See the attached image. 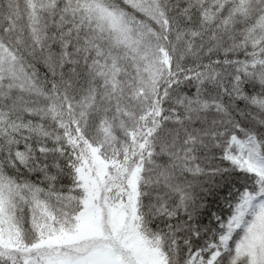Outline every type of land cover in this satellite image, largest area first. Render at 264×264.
<instances>
[{
  "label": "snow or ice",
  "instance_id": "obj_1",
  "mask_svg": "<svg viewBox=\"0 0 264 264\" xmlns=\"http://www.w3.org/2000/svg\"><path fill=\"white\" fill-rule=\"evenodd\" d=\"M0 264H264V0H0Z\"/></svg>",
  "mask_w": 264,
  "mask_h": 264
}]
</instances>
